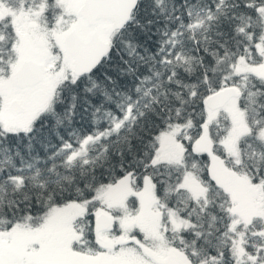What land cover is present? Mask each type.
Segmentation results:
<instances>
[{"label": "snow or ice", "instance_id": "6c2138e0", "mask_svg": "<svg viewBox=\"0 0 264 264\" xmlns=\"http://www.w3.org/2000/svg\"><path fill=\"white\" fill-rule=\"evenodd\" d=\"M0 264H264V0H0Z\"/></svg>", "mask_w": 264, "mask_h": 264}]
</instances>
